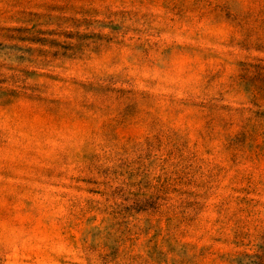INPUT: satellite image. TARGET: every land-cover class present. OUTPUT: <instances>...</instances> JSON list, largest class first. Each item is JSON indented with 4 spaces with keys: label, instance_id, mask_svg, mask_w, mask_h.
<instances>
[{
    "label": "rangeland",
    "instance_id": "1",
    "mask_svg": "<svg viewBox=\"0 0 264 264\" xmlns=\"http://www.w3.org/2000/svg\"><path fill=\"white\" fill-rule=\"evenodd\" d=\"M0 264H264V0H0Z\"/></svg>",
    "mask_w": 264,
    "mask_h": 264
}]
</instances>
